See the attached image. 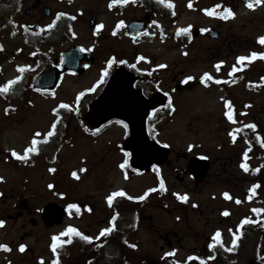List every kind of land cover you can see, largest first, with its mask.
<instances>
[{"label":"flooded vegetation","instance_id":"flooded-vegetation-1","mask_svg":"<svg viewBox=\"0 0 264 264\" xmlns=\"http://www.w3.org/2000/svg\"><path fill=\"white\" fill-rule=\"evenodd\" d=\"M110 2L111 0H106L108 7ZM171 2L173 8H168L166 4L158 3L157 0H128L125 4L118 3V6L112 9L118 12L130 8L132 14L124 19V28H115V39L126 37L134 42L151 43L153 39H166L169 27L176 24L177 30L174 31L172 38L179 41L183 53L190 55V50L196 46L200 56L206 58L198 64L201 66L198 68L199 72L191 73L182 68L179 73L172 74L170 65L161 63L166 67L160 68L155 63L156 59H149L140 52L132 57L128 56L130 59L110 55L101 63L103 73L107 69L109 74L107 81L119 67H126L129 74L121 78V83L113 88L102 102L98 103L106 90L107 81L104 86L98 87L91 94L93 98L88 105L74 106V119L59 122V112H53L56 115L55 119L58 117L54 122L55 137L44 134L52 131V125L30 130L29 137L37 139L40 143L36 145L38 151L29 153L26 159L49 161L53 151L51 145L60 147L63 140L72 141L71 130L78 133L82 130L83 133L80 134L86 137L90 145L96 147L94 149L98 154L101 145L98 143H104V138L109 135L107 131L119 127L122 135L115 141L107 138V148L104 146L99 152L100 157L97 156L93 161V164L96 162L95 167L103 170V173L100 171L98 178L108 175L114 167L127 181L151 170L156 171V177L153 184L146 185L138 193L126 183L118 186L116 180L108 182L102 178L98 183V193L102 200V205L97 210L100 216L99 226L94 222H88L85 230L79 227L82 236H90L92 240L95 238L97 241L95 245H102L106 249L114 247L121 251L124 249L123 242L126 236L130 243L129 248L134 250L131 244L137 245L135 248L142 246L136 238L139 228L149 223V228L146 229L148 231L154 229L153 211L159 209L171 217L167 231L161 233L160 238L155 239L163 242V245H160L161 250L181 246L185 238L192 235L198 246L191 249V254L195 255L199 264H264V212L253 211V209H264V146H262L264 144V79H262L264 58L257 57L242 64L237 61V57L241 55L250 56L253 51L264 52V45L258 42V37L264 36V3L250 9L247 7V0H192V8L188 7V0L185 3L179 0H171ZM216 4L221 5L218 11L230 7L235 16L225 20L218 16H208L203 11ZM42 5L43 2L38 3L34 8L38 9ZM146 17H150L151 20H147ZM135 19L146 21L145 33L132 35L127 31V24ZM161 20L164 21L165 27L159 25ZM198 20L199 23H194ZM202 20L208 23L201 24ZM186 21L189 22L188 25ZM156 25L158 30L153 29ZM181 28H188V31L179 32ZM70 33L71 31L66 35V39H69ZM141 56L145 59H139ZM109 60H113L111 66L108 64ZM121 60L126 63H119ZM53 61L59 62V58ZM220 61L224 63L217 70L215 65ZM234 65L236 70L232 71ZM204 73H209L213 79L202 80ZM188 76L194 79L185 82ZM217 80L220 83H217ZM186 94H194L204 101L206 98H211L218 105L219 112L213 124L207 121L209 128L213 129L208 133L209 140L204 143L193 142L191 149L188 147L185 153H180L170 142L162 139L160 129L162 122L173 121L180 113L176 100ZM1 99L0 102L3 103L5 99ZM170 101L171 106H169ZM229 101L232 104L235 122L229 121L225 115L228 111L226 103ZM7 104L10 118L15 114L13 99L7 100ZM10 120L13 121V118ZM132 121H143L146 141L162 147L167 145L171 152L168 160L174 155L177 161L182 159L188 162L185 168L177 169L181 174L175 175V181L161 174V168L167 161L161 166L153 164L149 171L134 163L136 143L132 139L130 126ZM252 124L256 125L255 129L250 127ZM37 132L39 136L36 135ZM31 146L30 142L27 147ZM13 150L21 155L17 145L3 144L0 141V177H3L0 181L2 203L0 218L3 216L10 218L13 217L11 214H14L18 220L26 216L25 209L29 211V205L25 203L21 189L14 191L11 186L8 188L9 191L5 192L7 180L5 171H1L6 165H9V168L19 165L20 159L12 155ZM103 151L106 152L102 153ZM109 151L120 156L118 162L112 161L108 155ZM244 153H247V157ZM125 159L128 160V164L121 168L120 164ZM89 162L91 161L87 158L88 170L81 177L82 181L86 180L89 173ZM242 163L248 164V171H244L241 167ZM41 164L44 165L45 173L49 178L53 176V172L59 171V168L52 167V163L47 165L45 162H35L30 169ZM102 165L107 167L102 168ZM204 168L205 174H203ZM161 180L164 182V189L159 186ZM253 185L258 187L253 190ZM148 189L155 191L149 192L144 200L128 199V196L144 195ZM119 190H123L127 195L114 197L112 205L109 206L107 196ZM225 192L229 193L231 198H225L223 195ZM66 194L69 202L68 193ZM175 194H187L189 199L187 202L181 201ZM9 199H18V203L8 206L6 202L8 203ZM237 200L240 202L237 203ZM70 204H76L81 212L79 213L75 208H68L69 204H67L73 221L82 220L88 214H95L94 206H90L88 202L84 203L76 198L71 199ZM225 211L229 214L224 215ZM190 215H197L200 218V227L193 229L189 225ZM114 216L115 220L112 219ZM214 217H217V220ZM246 219L248 222L242 223ZM36 224L41 225L39 222ZM108 227H113V230L101 236V230ZM157 229L160 230L159 227ZM217 230L221 232L222 244H215L212 240ZM233 239L237 240L235 245L232 244ZM92 240H86L87 249L93 246ZM209 244L214 246L210 248Z\"/></svg>","mask_w":264,"mask_h":264},{"label":"rangeland","instance_id":"rangeland-1","mask_svg":"<svg viewBox=\"0 0 264 264\" xmlns=\"http://www.w3.org/2000/svg\"><path fill=\"white\" fill-rule=\"evenodd\" d=\"M34 1L25 0L23 7L20 10L16 9L7 21H0V44L3 48H0V85L20 76V70H18L17 65L26 66L28 69V81L24 86L25 94L23 98L14 101L13 111H15V114L12 117L9 118L8 115V104L0 102V141L3 144L14 143V145L21 148V152L27 148V145L29 146V142L31 141L28 138L30 130L34 128H47L48 125L51 126L56 116L53 113V109L60 106L61 103L70 105L69 108H66L68 112L66 118L74 119V105L77 96L85 88H89L101 78L102 60L107 57L109 58L110 55L112 57L124 56L125 58H129L128 56L132 57L135 53L140 52L149 59H156L155 63L158 65L161 63L170 65L172 74L179 73L182 68L186 69L187 72L197 73L199 72L198 68L201 67L198 64L206 59L205 56H200L196 46H193V49L190 50V55L187 56L183 53L179 41L172 38L174 31L177 30L176 24L169 27V31L166 32L168 35L166 39H153L151 43L134 42L126 37L115 39L114 30L120 21L124 22L126 17L129 18L131 16L132 10L130 8H126V11L123 12H116L114 9L109 11L106 9L108 8L106 0H41V2L51 7L52 16L45 15L42 8L36 10L33 16L24 14V9L28 6L31 7ZM179 1L185 3L187 0ZM59 11L70 12L75 17V19H69V27L71 28L70 37L72 39L69 37V41L64 39L60 43L54 44V51L49 54L50 58L52 60L59 58V54L68 48L70 44H82L84 48L90 49L94 55H97V62L92 69L82 76L71 74L66 77L63 82H60V85L53 92L52 96L47 97L39 92L32 91L31 88V90L28 89V86L33 81L31 77L37 71L33 67L29 69V64L33 66L37 63L36 59L38 58L36 54L40 47H43L46 51L48 49L43 45H38L39 47L28 46L27 40L30 35H35L37 32H39V35H43L48 30L47 25L52 23V20ZM91 16H95L99 22L98 25H102V27L97 28L96 26L90 28L89 20ZM194 23H199V20ZM200 23L206 24L208 22L202 20ZM188 24L189 22L186 23V25ZM159 25L165 27L164 21L161 20ZM153 29L158 30L157 25ZM250 30H252L251 27ZM1 98L0 94V100H2ZM176 104L180 113L176 115L173 121L161 123L160 135L164 141L170 142L173 148L180 153H185L186 149L193 142L200 141L204 143L209 140L208 133L213 129L209 128L207 121L213 124L217 120L219 107L211 98H206L204 101L203 98H198L194 94L183 95V97L176 100ZM191 106H194V108ZM191 112L194 113L191 116H187ZM199 114L206 118L201 117ZM12 118L13 121L10 120ZM80 133H83L82 130ZM80 133L74 130L70 131L73 139L65 143L56 153L55 162L52 166L55 169L59 168V171L53 176L49 175L50 178L45 173L43 164L30 169L29 174L24 173L20 163H18L19 165L15 163L17 166L14 165L13 168H9L10 166L6 165L1 169V171H5V178L7 180V190L5 192H8V188L11 186L13 187L12 189H15L14 191H20L21 189L23 197L29 203V212L27 213L28 215L18 220L14 218L3 219L5 224L0 227V244L8 245L10 250L0 249V264H48L54 255V252L49 247L54 235L66 232L70 226L78 227V231L81 233L82 230L79 227L85 230L88 227V222H94L99 226L98 221L100 216L97 210L102 205V200L98 193V183L102 178L108 182L116 180L118 186L126 183L128 187H133L136 193L142 191L146 185L153 184L156 171L131 178L130 181L126 182L120 176L116 167H114L108 175L98 178L100 171L103 173V170L95 167L96 162L93 164V161L96 160L97 156L100 157L99 152L103 150L104 146L107 148V138L115 141L122 135L119 127L118 129L115 128V130L111 129L107 131L109 135L104 138V143H98L101 144L98 154L94 149L96 147L90 145L86 137ZM105 152L103 151L102 153ZM108 155H110L112 161L115 163L120 159V156L113 151H109ZM87 158L91 161L89 162V173L86 176V180L79 181V178L77 179L72 176V172H78V166L85 163ZM186 164H188L187 161L184 162L182 159L177 161L173 155L164 167L161 168V174L171 179V181H175V175L181 174L177 169L180 167L185 168ZM104 167H107V165H102V168ZM49 180H54V193H49L46 189ZM66 193H68L69 200L77 198L84 203L88 202L90 206H94L95 214H88L82 220L77 221H72L67 216L63 223L55 228L29 224L28 218L31 215H36V213L39 214V209L48 201H56L64 205L67 200V195L64 196ZM83 193L88 194L84 195ZM9 202L15 204L18 203V199H9ZM8 203L6 202V204ZM1 205L2 203L0 202ZM189 218V225L193 229L200 227L201 220L197 215H190ZM214 219L217 220V217H214ZM153 220L155 224L154 229L148 231L146 228H149V223H147L138 230L136 238L142 246L138 250L132 251L133 254H136L134 264L139 261L138 255H144L149 258L145 264H193L192 262L188 263L187 257L191 256V249L198 246L194 237L191 235L189 238H185L181 246L161 250L160 245H163V242L155 239L160 238V234L167 231L171 217L163 211L155 209L153 211ZM158 227L160 230L157 229ZM2 230L4 231L2 232ZM22 235L24 236L23 239L21 238ZM67 236L64 235L60 238L66 240ZM20 244L26 246L24 252L19 250ZM109 252L111 254L119 253L114 248ZM165 253H173V255L167 257ZM62 257L64 264H86L84 252L79 246L67 248L63 252Z\"/></svg>","mask_w":264,"mask_h":264},{"label":"snow or ice","instance_id":"snow-or-ice-1","mask_svg":"<svg viewBox=\"0 0 264 264\" xmlns=\"http://www.w3.org/2000/svg\"><path fill=\"white\" fill-rule=\"evenodd\" d=\"M127 2H128V0H111V3L109 4V7H112L114 4H118V3L119 4H125ZM157 2L161 3V4H166V6L168 8H173L174 7V5L171 2V0H157ZM261 3H264V0H247V7L250 8V9H253L256 5H259ZM188 7L189 8L193 7L192 0H188ZM220 8H221V5L220 4H216V5H214V7L203 9V11L208 16H214V17L218 16V17H220L222 19H225V20H227L229 18H233L235 16V13L233 12V10L230 7H224L222 11H218V9H220ZM64 15H65V13H59L57 18L59 19L60 16H64ZM173 15H175V12H173ZM72 19H75V17H72ZM123 24H124V22L120 21L119 24L117 25V27L118 28L122 27ZM54 26H55V22L47 25V28L51 29ZM100 27H102V25H97V28H100ZM189 27H191V26H189ZM187 31H188V28L179 29V32H187ZM202 31H207V29H202ZM258 42L260 44L264 45V36L258 37ZM0 48H2V45H0ZM185 55H187V53H185ZM257 57L264 58V52H255V51H253L250 56L241 55V56L237 57V61H238V63L242 64L245 61H251V60H253V59L257 58ZM139 59L143 60V59H145V57L141 56V57H139ZM112 63H113V60H109L108 61L109 66H111ZM119 63L124 64V63H126V61L121 60V61H119ZM223 63H224V61H220V62H218L215 65L217 70H219L220 65L223 64ZM158 67L163 68V67H166V65L161 64V65H158ZM19 70H20V72H23L24 68L21 67ZM235 70H236V67L234 65L232 71H235ZM104 75H107V69L104 70ZM20 79H21V77L17 76L14 79H11V80L7 81V83H5L3 85H0V93H8L12 89V86L15 85ZM102 79H103V77H102ZM192 79H194V77L188 76V77H186L185 82H187L189 80H192ZM201 79L202 80L213 79V77L209 73H204ZM262 79H264V78H262ZM216 82L220 83L219 80H217ZM88 91H92V89H88ZM83 95H84V93L81 92L76 98L77 101H79L80 97L83 96ZM169 106H171V101H170ZM60 107L61 108H69L70 105H68L66 103H61ZM226 107H227L228 111L225 113V115L227 116L229 121L235 122L234 118H233L232 104H231L230 101L226 103ZM6 111H7V109H6ZM53 112H56V109H53ZM120 123H124V122L120 121ZM124 126H125V128L127 127L126 124ZM250 127L252 129H255L256 125L252 124V125H250ZM55 128H56V124L53 123L52 124V131H49L47 133V136H52L54 134ZM237 131H240V130L237 129ZM36 135L39 136V133L37 132ZM233 139H235V135L234 134H233ZM38 143H40V141H38L37 139L33 138L32 141H31V145L32 146L27 148L23 155L18 154L15 150L12 151V155L17 157L20 160H25L29 153H33V152H37L38 151V149L36 147V145ZM262 146H264V144H262ZM191 147L192 146L190 145L189 148L191 149ZM244 155H245V157H247V153H244ZM204 158L206 159L207 157H204ZM127 164H128V160L125 159L124 162L122 164H120V167L124 168ZM241 167L244 169V171H248V167L249 166H248L247 163H242ZM49 171H55V169H49ZM81 171H84V169H81ZM72 176L76 177L77 179L79 178L77 176L76 172H72ZM2 180H3V177H0V181H2ZM159 186H160L161 189H164L163 180L160 181V185ZM48 187L52 188L53 185L49 184ZM256 187H258V185H253V190ZM152 191H155V189H148V191L145 192L144 195H141L139 197L128 196V199H130V200L131 199L144 200L146 198V196L148 195V193L152 192ZM61 195H63V194H61ZM126 195L127 194L123 190H119V191L113 192L110 195H108L106 199H107V202H108L109 206H111L112 203H113L114 197H123V196H126ZM175 195H177L179 200L184 201V202H187V200L189 199L187 194H184V195L175 194ZM223 195L225 196V198H231L229 196V193H227V192L223 193ZM249 198H251V197H249ZM239 202L240 201L237 200V203H239ZM68 208H70V209L76 208L77 211L79 210L78 206L76 204H69ZM253 211L256 212V213H260V212H264V209H253ZM223 214L224 215H228L229 213L227 211H225ZM112 219L115 220V216ZM177 219H179V217H177ZM246 222H248L247 219L245 221H242V223H246ZM4 224H5V221L0 219V227H2ZM113 227H108V228L102 229L101 232H100V235L104 236L105 234L110 233L113 230ZM68 234H75L77 236H81L82 239L87 240V241H91L92 240V237H90V236H82V234L76 228L70 226L66 230V232H62L59 235H54L52 237L51 248H52L53 252H56L58 246L62 245L63 243H70L71 242L70 239L68 241H62L60 239L61 236L68 235ZM212 240L214 241L215 244H222L221 232L219 230H217L214 233V235L212 237ZM125 243H127V241H125ZM236 243H237V240L233 239L232 240V244L235 245ZM130 246L133 247V248L137 247V245H135V244H131ZM213 246H214V244H209L210 248L213 247ZM25 248H26V246L24 244H20L19 245V250L21 252H24ZM0 249L10 250L8 245H6V244H0ZM229 250L231 251L232 249H229ZM165 255L166 256L173 255V253H165ZM189 259H192V257H189Z\"/></svg>","mask_w":264,"mask_h":264},{"label":"water","instance_id":"water-1","mask_svg":"<svg viewBox=\"0 0 264 264\" xmlns=\"http://www.w3.org/2000/svg\"><path fill=\"white\" fill-rule=\"evenodd\" d=\"M48 10V9H47ZM64 62L62 66L65 70L75 69L79 74L84 71V67L80 66L81 60L87 58L89 55L82 51L81 46L72 47L69 51L64 53ZM93 63V58L90 64ZM124 72L121 68L119 69L112 80L107 85V89L105 90L104 95L100 98L98 103L102 102L105 96L113 89L116 88L119 84V76ZM124 75H121V78ZM59 71L58 69H53L48 67L47 70L42 72L40 75L37 76L35 85L42 86V87H49L54 86L55 83L59 80ZM132 82V80H131ZM131 131L133 133L132 139L133 142L136 143L135 153L136 154V161L139 165L148 162L147 166L150 165L151 162L156 161L158 163H162L166 156L168 155L167 149H159L155 145L147 142L144 138V123L143 121L140 122H131ZM155 155H159V159H155ZM64 216L63 210L58 207L57 205H48L43 210V220L49 225H54L55 222L60 223Z\"/></svg>","mask_w":264,"mask_h":264},{"label":"trees","instance_id":"trees-1","mask_svg":"<svg viewBox=\"0 0 264 264\" xmlns=\"http://www.w3.org/2000/svg\"><path fill=\"white\" fill-rule=\"evenodd\" d=\"M18 88H20V85ZM21 90H22V88H21ZM15 92L18 93V91L16 89H15ZM20 94H21V92H20ZM96 254L97 255H95V257L91 260V264H124V263L119 262V258L113 257V256L110 257L109 255L105 254L104 251H101V253L98 251V253H96ZM124 260H126L125 257H124Z\"/></svg>","mask_w":264,"mask_h":264}]
</instances>
